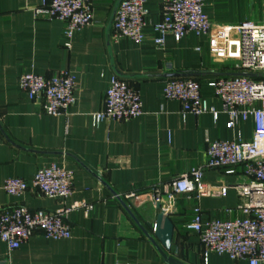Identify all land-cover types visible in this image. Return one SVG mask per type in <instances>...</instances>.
Instances as JSON below:
<instances>
[{
    "label": "crops",
    "instance_id": "obj_1",
    "mask_svg": "<svg viewBox=\"0 0 264 264\" xmlns=\"http://www.w3.org/2000/svg\"><path fill=\"white\" fill-rule=\"evenodd\" d=\"M42 1L0 0V211L17 205L55 211L75 203L92 209L68 214L72 231L68 239L48 240L35 233L12 253L0 241V264H168L159 248L183 264H247L215 253L205 261L199 236L185 229L195 207L203 211L204 223L238 216L235 186L247 182L241 169L236 175L206 170L202 191L177 194L171 202L164 198L160 210L153 202L154 189L166 195L175 179L205 164L208 143L252 138L251 119L229 127L222 103L209 86L217 78L241 73L236 68V45L216 56L206 37L190 33L179 42L168 36L162 47L157 46L153 27L162 19L163 0L145 4L143 42L113 41L121 0H91L94 21L75 33L67 50L64 24L34 17L33 9ZM234 1L208 0L205 11L216 28L242 21L229 15ZM58 71L77 77L76 101L67 115L54 118L43 114L41 103L20 90V77L24 73L50 77ZM114 76L140 92L143 114L94 128L92 114L104 108ZM171 78H195L218 119L211 113L183 118L180 102L164 97L165 83ZM52 163L74 172V191L67 199L37 191L9 196L4 191L7 179L32 181L40 168ZM130 192L142 195L143 204L127 200ZM161 211L174 224L170 251L154 235Z\"/></svg>",
    "mask_w": 264,
    "mask_h": 264
},
{
    "label": "built area",
    "instance_id": "obj_2",
    "mask_svg": "<svg viewBox=\"0 0 264 264\" xmlns=\"http://www.w3.org/2000/svg\"><path fill=\"white\" fill-rule=\"evenodd\" d=\"M147 1L121 0L113 21V41H144ZM163 3L162 19L153 27L157 46L162 47L168 36L179 42L190 33L206 37L210 52L216 56H224L228 45H236L237 70L256 76H224L209 86L222 103L228 126L233 128L239 121L251 119L254 131L250 140L208 143L205 164L175 179L166 195L154 189L153 202L161 205L164 198L171 202L177 194L202 191L206 170L236 175L241 169L247 182L235 186L240 198L235 208L238 216L204 223L203 211L195 207L193 219L185 229L199 236L205 261L210 253H215L233 261L264 264V23L247 19L236 26L216 28L205 11L208 0H163ZM33 14L37 19L64 24L63 46L67 50L72 48L75 33L94 21L91 0H43L33 9ZM76 89L77 77L69 71H58L50 77L34 73H24L20 77V90L31 101L41 103L43 114L54 118L69 113L76 101ZM164 97L180 102L183 118L188 114L211 113L215 120L218 119L219 113L209 107L195 78L168 79ZM142 114L140 92L114 76L105 93L104 108L92 114V126L98 128L106 121L129 122ZM74 179L72 170L52 163L40 168L32 181L9 178L3 188L9 196L37 191L45 197L67 199L74 191ZM125 198L136 205L144 202L137 192L127 193ZM80 208L88 212L92 206L75 203L55 211L31 210L24 205L4 208L0 211V241L12 253L35 233H41L48 240L68 239L72 231L67 216Z\"/></svg>",
    "mask_w": 264,
    "mask_h": 264
},
{
    "label": "water",
    "instance_id": "obj_3",
    "mask_svg": "<svg viewBox=\"0 0 264 264\" xmlns=\"http://www.w3.org/2000/svg\"><path fill=\"white\" fill-rule=\"evenodd\" d=\"M233 76H247V77H255V74H234ZM157 208L160 210L161 205H157ZM129 210V209H128ZM130 212V211H129ZM134 220L137 222L139 227L149 236V238L152 240L150 237L148 231L144 228V226L138 221V219L134 216L132 212H130ZM154 229V235L156 239L160 242V244L167 250L170 251L172 247V242H173V234H174V224L168 217L165 211H161L156 219L155 224L153 225ZM160 253L166 260L168 264H183L181 262L176 261L175 259L171 257H167L165 253L159 248Z\"/></svg>",
    "mask_w": 264,
    "mask_h": 264
},
{
    "label": "rangeland",
    "instance_id": "obj_4",
    "mask_svg": "<svg viewBox=\"0 0 264 264\" xmlns=\"http://www.w3.org/2000/svg\"><path fill=\"white\" fill-rule=\"evenodd\" d=\"M229 15L235 20H252L264 23V0H236L229 5Z\"/></svg>",
    "mask_w": 264,
    "mask_h": 264
},
{
    "label": "trees",
    "instance_id": "obj_5",
    "mask_svg": "<svg viewBox=\"0 0 264 264\" xmlns=\"http://www.w3.org/2000/svg\"><path fill=\"white\" fill-rule=\"evenodd\" d=\"M242 22V21H241Z\"/></svg>",
    "mask_w": 264,
    "mask_h": 264
}]
</instances>
